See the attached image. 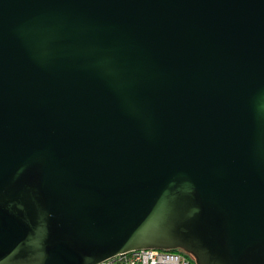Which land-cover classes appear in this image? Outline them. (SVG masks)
Masks as SVG:
<instances>
[{"label":"water","instance_id":"obj_1","mask_svg":"<svg viewBox=\"0 0 264 264\" xmlns=\"http://www.w3.org/2000/svg\"><path fill=\"white\" fill-rule=\"evenodd\" d=\"M150 247L264 264V0H0V264Z\"/></svg>","mask_w":264,"mask_h":264},{"label":"built area","instance_id":"obj_2","mask_svg":"<svg viewBox=\"0 0 264 264\" xmlns=\"http://www.w3.org/2000/svg\"><path fill=\"white\" fill-rule=\"evenodd\" d=\"M97 264H198L181 250L141 248L126 251Z\"/></svg>","mask_w":264,"mask_h":264},{"label":"rangeland","instance_id":"obj_3","mask_svg":"<svg viewBox=\"0 0 264 264\" xmlns=\"http://www.w3.org/2000/svg\"><path fill=\"white\" fill-rule=\"evenodd\" d=\"M180 250V249H179ZM181 251H183V252H185V253H187L196 263H197V260H196V258L193 256V255H191V253L190 252H188V251H186V250H184V249H181Z\"/></svg>","mask_w":264,"mask_h":264},{"label":"flooded vegetation","instance_id":"obj_4","mask_svg":"<svg viewBox=\"0 0 264 264\" xmlns=\"http://www.w3.org/2000/svg\"><path fill=\"white\" fill-rule=\"evenodd\" d=\"M179 249L181 250V248H174L173 250H179Z\"/></svg>","mask_w":264,"mask_h":264},{"label":"trees","instance_id":"obj_5","mask_svg":"<svg viewBox=\"0 0 264 264\" xmlns=\"http://www.w3.org/2000/svg\"><path fill=\"white\" fill-rule=\"evenodd\" d=\"M192 255V254H191Z\"/></svg>","mask_w":264,"mask_h":264}]
</instances>
